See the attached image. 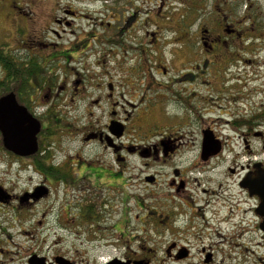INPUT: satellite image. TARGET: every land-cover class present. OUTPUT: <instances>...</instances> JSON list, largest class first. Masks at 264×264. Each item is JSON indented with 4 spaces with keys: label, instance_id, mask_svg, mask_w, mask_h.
I'll list each match as a JSON object with an SVG mask.
<instances>
[{
    "label": "flooded vegetation",
    "instance_id": "af4514ba",
    "mask_svg": "<svg viewBox=\"0 0 264 264\" xmlns=\"http://www.w3.org/2000/svg\"><path fill=\"white\" fill-rule=\"evenodd\" d=\"M40 1L43 4V0L13 4L16 46L9 47V42L0 46L7 59V67L0 69L4 82L9 88L16 76L19 82L29 84L15 94L42 125L34 155H19L4 147L22 169L31 168L41 178L21 193L10 192L0 178V264H234L238 245L255 254L257 264H264V201L260 196L264 181V0H196L188 5L192 9L180 15L178 23L185 25L179 42L177 38L174 42L180 44L182 67L167 82L183 85V93L193 87L189 101L201 104V111L207 114L218 110V115L224 116L219 121L231 125V130L238 126L248 159L245 164L229 165L228 170L240 174L238 184L245 197L235 203L234 196L204 187L192 176L193 170L209 175L226 161L212 162L223 154L226 142L220 138L223 131L208 124L202 128L199 159L190 164L192 167L176 169L174 177L167 180L164 208L147 204L144 192L124 190L122 183L127 185L128 179L119 166L110 167L99 157L89 161L71 151L58 161L53 154L50 158L48 145L52 136L59 134L62 140L77 138L109 149L117 160L123 159L125 151L151 158L166 154L163 141L152 146L126 142L132 114L125 104L134 97L126 87L134 80H125L118 89L119 71L103 80L98 77L94 83L85 74L92 41H100V55L95 53L94 60L98 66H106L103 51L112 36L106 26L122 21L124 26L116 28L121 37L130 25L155 20L150 7H145L148 0H131L132 9L127 12L117 8L112 21L106 19L110 11L104 17L93 16L78 4L59 0L44 22L34 17L33 9ZM190 20L197 23L193 35L188 32ZM21 49L29 54L25 62L16 56L15 50ZM12 55L20 64L12 63ZM35 65L44 71L39 67L38 72L29 74ZM164 70L168 75V68ZM148 75L143 76L147 83ZM220 85L232 89L223 99L227 104L205 99L198 89L205 86L212 90ZM85 100L90 101L91 110L79 132L76 105ZM61 104H67V109ZM104 106L107 110L93 112ZM51 114L55 120H49ZM111 125H115L113 130ZM116 125H123L122 134L115 133ZM205 133L221 144L217 153L204 151ZM254 140H259L260 148ZM233 158L231 162H237L239 156L233 154ZM253 232L262 239L255 242L256 250L252 248Z\"/></svg>",
    "mask_w": 264,
    "mask_h": 264
},
{
    "label": "rangeland",
    "instance_id": "374dc122",
    "mask_svg": "<svg viewBox=\"0 0 264 264\" xmlns=\"http://www.w3.org/2000/svg\"><path fill=\"white\" fill-rule=\"evenodd\" d=\"M57 1L59 0H43V4L40 1L37 8L33 9L34 17L36 16L39 22H44L46 18L51 16ZM62 1L78 4L80 10L93 16L104 17V14L110 11L109 17L106 18L108 21H112L115 11H118L117 8H119L120 12H127L128 8L132 9L131 0ZM194 1L196 0H148L146 1L145 7H150V11H152L151 16L153 18L155 14V20L147 21L144 25L139 24L136 27L130 25L128 31L121 37H118L116 28L117 26H124L122 21L112 22V27L106 26L108 34L112 35L110 36V40L107 41L105 51H103L106 52L103 57L106 66H104V63L98 66V62L94 60V54L98 53L100 48V41H92L90 45L91 51L87 53V57H90L88 69L85 71V74L91 83H94L98 77L103 80L105 79V75L110 76L117 71L122 76L118 82V89L123 85L125 80H134V84L126 87L127 92L131 91L134 96L131 98L130 103L125 104V107L132 114L128 124L126 142L152 146L157 142L163 141L162 149L165 151L164 146L167 147L166 154L162 152L159 157L151 158L149 154L140 155L125 151L123 153V159L117 160L118 156L109 149L104 147L98 148L94 144L82 143V140L77 138L74 140L64 138L62 140L59 134H55L48 144L50 145V158L54 155V158L57 156V160L59 161L65 155H68L69 151H71L70 154H74L75 152L80 153L89 161L94 157H99L102 162L107 161L110 167H120V170L123 171L124 176L128 179L127 185L122 183L124 190L130 189L129 191L132 193L144 192L146 194L147 204L164 208L166 205L165 196H168L167 180L174 177L176 169L186 168L199 159L202 128L208 124H212L216 129L223 131V136L220 138L226 142V148L223 154L219 158L213 159L212 162L223 161L224 159L226 161L219 163L214 169L215 171L209 173V175H205L202 172H200L201 174H197L192 169V174L195 175L192 176L195 179L197 176L204 183V187L224 191V193L234 196L235 203L244 199L245 195L238 184L240 174L232 175L228 170L229 165L238 166L241 162L245 164L248 159L243 151V139L238 126H236V131L231 130V125L228 126L224 121H219L224 116L218 115V110H215L212 114H207L206 111H201V104L189 101L188 95L193 90V87L189 88L186 93H183V85H180L176 81L171 84L167 82L170 78L177 75L176 71L182 67L183 58L179 51L180 44L176 40L174 42V38H177L179 42V38H181L180 32L185 25L184 23H178L179 19H181L180 15L186 13L185 9H192L188 8V5ZM139 2L141 1L137 3L140 4ZM13 4L22 5V2L21 0H0L1 47L7 46L8 42L9 47L13 48L16 46V36L12 34L16 29V26L13 25L17 21V17L13 13V9L16 10L12 7ZM99 11H102V13ZM130 12L132 11L130 10ZM56 13L58 14V11ZM190 21L187 24L188 29H190L188 32L190 35H193L197 28V23H192V20ZM15 52L17 54L15 55L21 62H25L24 59L26 61L29 59V54L25 49L15 50ZM98 55L100 54L98 53ZM51 63L55 67L56 63ZM51 63L49 66L52 65ZM114 65H121L123 67H114ZM154 66L157 68H154ZM166 67L170 71L168 75L164 72V68ZM136 73L141 77L138 78ZM144 73L149 74V83L143 78ZM0 78H2L1 70ZM13 83L9 85L11 87L3 89L2 91L0 90V95L9 93V90L14 93L15 91L20 92V89H25L22 87L27 86L21 82L12 86ZM136 88L137 90L135 91ZM198 89L202 90V96L205 99L211 98L215 104L221 105L228 103V101H223V99L229 97L230 90H232L228 85H220L217 89L212 90L205 86L199 87ZM218 89H221L222 92H219ZM141 93H144L145 100L142 98ZM179 97L183 98L178 100ZM126 98H130L128 94H126ZM89 103V100L80 103L77 102L76 107L79 108L77 111L79 119H77L78 122L76 124L78 127L76 126V128L79 132L84 128L85 120L89 119L87 117L88 111L91 110H89L91 108ZM130 104H134V106ZM61 105L65 109L68 107L67 104ZM38 107L45 110L47 105H38ZM102 109L107 110V106H104L101 110L99 107H95L93 112L97 113L102 111ZM52 116V114L49 116V120H55ZM81 117L83 119H80ZM202 120L204 121V125L200 126ZM168 133L172 134L168 135ZM64 134H67V132ZM254 142L258 145V148L261 147L259 140H254ZM209 151L212 150H208L207 152ZM218 151L219 149L214 152L217 153ZM233 154L239 156L237 162H231L234 159ZM14 161L15 159L11 158L4 149L2 134L0 132V178L10 188V192L21 193L27 187H33L36 182H39V178L41 177L35 174L31 168L26 170L22 169L19 166V162ZM147 176L151 177V180H147L149 181L148 185L146 181ZM206 177L211 182L205 179ZM156 178L157 182H155ZM218 180L223 184L221 188ZM145 189L149 190L146 192ZM196 192L200 193V190L198 189ZM15 240L20 241L17 237ZM258 240L260 239L257 237V234L253 232L252 248L254 250H256L255 242ZM245 241L247 242V239ZM261 251L264 252L262 249ZM233 255L235 256L234 264H257L258 262L255 254H248L242 245L235 247Z\"/></svg>",
    "mask_w": 264,
    "mask_h": 264
},
{
    "label": "water",
    "instance_id": "95a60500",
    "mask_svg": "<svg viewBox=\"0 0 264 264\" xmlns=\"http://www.w3.org/2000/svg\"><path fill=\"white\" fill-rule=\"evenodd\" d=\"M41 121L33 116L27 107L20 104L14 92L0 96V132L4 147L19 155H29L37 151V135L41 130ZM115 125H111L113 128ZM123 125H116L118 135L123 132ZM204 151L216 150L219 145L211 134L205 133ZM151 180V177H148ZM148 179V180H149ZM261 198L264 201V181L261 183Z\"/></svg>",
    "mask_w": 264,
    "mask_h": 264
},
{
    "label": "trees",
    "instance_id": "16d2710c",
    "mask_svg": "<svg viewBox=\"0 0 264 264\" xmlns=\"http://www.w3.org/2000/svg\"><path fill=\"white\" fill-rule=\"evenodd\" d=\"M1 49L2 48L0 47V69L1 68L5 69L7 67V59H6V55L2 52ZM11 59H12V63L20 64L18 61L15 60V56L14 55L11 56ZM39 67L40 66L35 65V70H33V71L29 70V74L38 72L39 71V69H38ZM43 68H45V67L43 66ZM11 69L13 70L14 67H11ZM40 69H41V71H44V69H42L41 67H40ZM15 73H16V71L13 70V75ZM13 81H14V83L12 84V86L19 83V80H18V78H16V76H14ZM27 85H29V84L27 83ZM6 88H8L7 84L4 82L3 78H0V90L2 91L3 89H6Z\"/></svg>",
    "mask_w": 264,
    "mask_h": 264
}]
</instances>
